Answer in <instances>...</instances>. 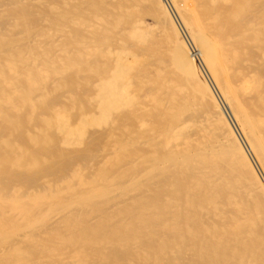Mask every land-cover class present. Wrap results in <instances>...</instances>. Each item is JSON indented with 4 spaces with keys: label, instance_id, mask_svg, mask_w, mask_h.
<instances>
[{
    "label": "bare ground",
    "instance_id": "1",
    "mask_svg": "<svg viewBox=\"0 0 264 264\" xmlns=\"http://www.w3.org/2000/svg\"><path fill=\"white\" fill-rule=\"evenodd\" d=\"M0 264H264V0H0Z\"/></svg>",
    "mask_w": 264,
    "mask_h": 264
},
{
    "label": "rangeland",
    "instance_id": "2",
    "mask_svg": "<svg viewBox=\"0 0 264 264\" xmlns=\"http://www.w3.org/2000/svg\"><path fill=\"white\" fill-rule=\"evenodd\" d=\"M183 35H184V34H183ZM183 37H185V35H184ZM185 40H186V42H188V46H189V47H190V49L192 50V49H193V47H192V45H190V43H189V41H188L187 37H185ZM199 66L201 67V68H200V67H199V68L201 69V71H200V72H201V74H202L203 68H202V66H201L200 64H199ZM202 75L205 77L204 71H203V74H202ZM203 76H202V77H203ZM204 77H203V78H204ZM205 78H206V77H205ZM205 78H204V79H205ZM257 170H258V172L260 173L259 169H257Z\"/></svg>",
    "mask_w": 264,
    "mask_h": 264
}]
</instances>
